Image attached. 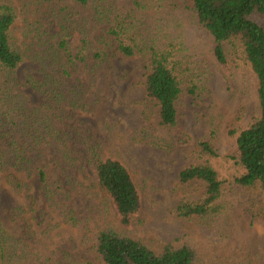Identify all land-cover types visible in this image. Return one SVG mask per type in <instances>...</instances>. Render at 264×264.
Listing matches in <instances>:
<instances>
[{
    "label": "trees",
    "instance_id": "1",
    "mask_svg": "<svg viewBox=\"0 0 264 264\" xmlns=\"http://www.w3.org/2000/svg\"><path fill=\"white\" fill-rule=\"evenodd\" d=\"M29 1L51 4L64 0ZM68 1L90 7L93 22L106 27L105 35L96 44L90 40V30L80 28V45L73 52L70 26L61 23V32L46 40L39 33V46L46 50L34 59L39 60L43 78L28 76L19 80L16 71L24 62V53L13 32L18 12L9 0H0V79L6 83H0V173H8V183L16 188L23 184L14 179L12 170L35 175L48 203L57 208L60 202L56 195L62 186L56 173L50 172L51 164L43 165L41 161L50 157L57 170L81 164L92 170L95 182L113 203L122 228L132 226L142 211L143 199L128 166L107 154L94 134L83 139L79 133L75 135V129L58 128L55 111L66 106L91 112L93 103L86 97V88L65 79L80 64L88 65L90 61L95 64L88 72L94 76L98 67L110 62L115 48L124 58L147 59L145 94L149 106L145 114L155 109L162 127L176 128L177 107L183 94L200 100L211 92L209 74L200 59L189 52L182 22L173 13L175 8L171 6L180 1L199 28L214 38L219 70L228 74L246 69L253 72L258 81L260 112L248 123L226 128L232 149L224 156L220 150L221 126L215 123L198 140L183 133L172 140L158 138L153 142L168 152L177 146L196 145L191 163L178 177L184 197L176 213L191 223L222 221L234 201L253 220H264V0H168L173 2L171 6L166 5V0H126L130 3L127 9L121 7L123 0ZM157 10H161V21L147 27L143 13ZM16 88L31 89L45 101L39 107L29 106L20 93H11ZM220 161L225 174L216 166ZM63 195L69 199V193ZM63 216L69 226L80 225L74 211L65 210ZM95 250L105 264H196L198 258L197 251L189 245H167L155 252L111 224L98 233ZM0 264L58 263L53 255L32 249L0 224Z\"/></svg>",
    "mask_w": 264,
    "mask_h": 264
},
{
    "label": "rangeland",
    "instance_id": "2",
    "mask_svg": "<svg viewBox=\"0 0 264 264\" xmlns=\"http://www.w3.org/2000/svg\"><path fill=\"white\" fill-rule=\"evenodd\" d=\"M9 1L18 12L13 32L24 53V62L16 71L19 80L28 76L38 80L43 78L39 60L35 62L34 59L37 54L43 56L46 50L39 46V33L46 40L61 32V23L70 26L69 44L73 52L80 45V28L89 29L90 40L96 44L105 35L106 27L93 22L90 7L83 8L68 0L51 4ZM172 3L166 0V5ZM129 5V1L121 2L122 8L127 9ZM171 7L182 22L189 52L200 59L209 74L211 91L200 100L183 94L177 107L176 128L162 127L158 111L153 108L149 110L153 109L154 113L145 114L149 106L145 94L147 59L140 56L124 58L114 47L110 62L98 67L94 76L88 72L95 64L90 61L88 65L80 64L65 79L69 84L78 83L86 88V97L93 103L91 112L66 106L55 111L58 128L75 129V135L78 137L79 133L83 139L87 134H94L107 154L120 159L130 169L143 199L142 211L130 228H122L113 203L86 166L79 164L57 170L50 163V157L41 161L43 165L51 164L49 170L56 173L62 186L61 193L56 195L60 202L57 208L48 203L35 175L12 170L14 179L23 183L22 187L16 188L8 183V173H0V224L11 236L21 238L32 249L53 255L58 264H105L95 245L98 233L107 224L126 232L155 252L167 245L192 246L198 254L196 264H264V220H253L236 202L233 201L224 220L207 224L186 222L176 213L184 197L178 177L191 163L196 145L177 146L168 152L155 147L153 142L158 138L172 140L183 133L198 140L215 123L221 126L220 150L224 156L232 149L225 135L226 128L258 117L260 104L256 89L258 81L253 72L246 69L228 74L219 70L214 57V38L199 28L182 2ZM160 12L143 13V23L148 27L153 21H161ZM0 83L6 84L3 79ZM11 93H20L33 107H39L45 101L31 89L16 88ZM1 145L6 148L5 144ZM216 166L225 174L221 161ZM63 193H69V199ZM65 210L75 212L80 220L78 227L66 223Z\"/></svg>",
    "mask_w": 264,
    "mask_h": 264
}]
</instances>
